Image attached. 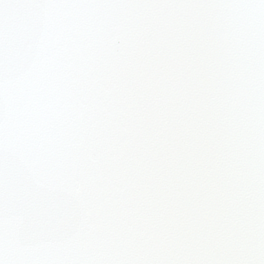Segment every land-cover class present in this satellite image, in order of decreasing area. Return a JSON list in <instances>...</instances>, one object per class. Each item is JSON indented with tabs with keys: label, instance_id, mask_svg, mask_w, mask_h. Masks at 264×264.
<instances>
[{
	"label": "snow or ice",
	"instance_id": "obj_1",
	"mask_svg": "<svg viewBox=\"0 0 264 264\" xmlns=\"http://www.w3.org/2000/svg\"><path fill=\"white\" fill-rule=\"evenodd\" d=\"M0 264H264V0H0Z\"/></svg>",
	"mask_w": 264,
	"mask_h": 264
}]
</instances>
